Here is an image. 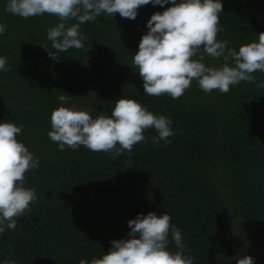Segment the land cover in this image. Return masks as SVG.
Masks as SVG:
<instances>
[{
    "label": "trees",
    "instance_id": "obj_1",
    "mask_svg": "<svg viewBox=\"0 0 264 264\" xmlns=\"http://www.w3.org/2000/svg\"><path fill=\"white\" fill-rule=\"evenodd\" d=\"M5 5L0 0V23L6 26L0 55L7 58V71H0V120L22 125L17 139L39 157V165L24 174V186L34 188L37 198L15 229L0 233V261H90L107 251L112 239L127 238L129 218L165 211L170 228L181 232L185 253L194 257L192 264H233L219 237L230 207L244 254L264 264V88L241 81L226 93L204 92L193 79L177 99L145 95L132 57L150 15L168 4L140 6L135 19L102 12L80 25L84 47L60 52L55 60L46 49H52L47 30L59 17L24 18ZM222 5L217 37L228 46L238 49L264 31V0H222ZM203 62L214 64L208 55ZM253 75L264 82V72ZM93 78L100 81L87 107L93 118L110 115L121 96L134 98L171 118L170 142L154 145L150 138L156 131L149 127L144 141L115 157L82 145L59 149L47 135L50 113L61 103L75 104ZM61 94H70V101H59ZM169 241L176 251L171 231Z\"/></svg>",
    "mask_w": 264,
    "mask_h": 264
},
{
    "label": "clouds",
    "instance_id": "obj_2",
    "mask_svg": "<svg viewBox=\"0 0 264 264\" xmlns=\"http://www.w3.org/2000/svg\"><path fill=\"white\" fill-rule=\"evenodd\" d=\"M149 3L169 6L150 15L147 31L132 57L145 95L167 94L177 99L193 79L204 92L226 93L241 81L264 88V82H258L253 75L264 72V31L238 49L218 39L217 33L222 31L218 27L222 0H6L5 10L24 18L44 13L59 17L60 22L47 30L52 49L45 47L55 60L60 52L84 47L86 37L79 31L82 23L94 21L102 12L112 16L118 12L122 18L135 19L137 9ZM71 19L77 22L66 26L64 21ZM5 28L0 23V35ZM205 55L222 62L206 65ZM0 71H7V58L2 55ZM70 98V94L57 97L61 102ZM49 119L47 135L59 149L82 145L94 152H111L113 157L131 152L133 145L145 140L143 130L149 127L156 131L150 138L154 145L161 140L170 142L168 137L173 135L171 118L154 114L136 99L124 96L115 100L110 115L93 118L87 110L61 103L51 111ZM21 130L22 125L13 120H0V233L5 227L15 229L17 218L37 198L34 188L24 186V174L38 167L39 157L17 139ZM170 219L165 211L159 215L155 211L137 213L127 220V238L112 239L109 249L99 258H82L79 264H192L194 257L185 253L187 246L181 232L174 225L170 228ZM170 231L176 251L168 247ZM254 259L247 254L236 256L237 264H254ZM0 264L16 261L4 260Z\"/></svg>",
    "mask_w": 264,
    "mask_h": 264
},
{
    "label": "rangeland",
    "instance_id": "obj_3",
    "mask_svg": "<svg viewBox=\"0 0 264 264\" xmlns=\"http://www.w3.org/2000/svg\"><path fill=\"white\" fill-rule=\"evenodd\" d=\"M220 59L213 58V65H218L217 61ZM222 62V61H221ZM99 79L93 78L89 85L87 86L86 93L75 103V106L78 109L87 110V107L90 103L91 96L94 91L99 87ZM225 225L223 227V231L220 233V244L222 249H227L230 254H232L233 264H237L236 256H243L245 255V251L243 250V246L241 245L240 240V228L238 226L237 230H235V224L237 222V218L233 213V210L230 207H227L225 211ZM235 235L236 237H233Z\"/></svg>",
    "mask_w": 264,
    "mask_h": 264
}]
</instances>
